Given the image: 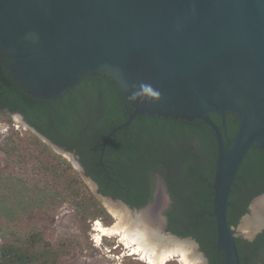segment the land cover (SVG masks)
I'll return each mask as SVG.
<instances>
[{"label":"water","instance_id":"95a60500","mask_svg":"<svg viewBox=\"0 0 264 264\" xmlns=\"http://www.w3.org/2000/svg\"><path fill=\"white\" fill-rule=\"evenodd\" d=\"M0 56L14 78L43 99L60 96L90 74L116 81L133 110L105 137L102 166L109 140L139 115L200 119L210 125L218 148L217 249L224 251L225 264H241L228 206L248 152L254 144L264 149V0H0ZM228 113L240 120L231 147L222 131ZM212 115L221 117L222 125ZM161 188L143 208L99 194L137 217L150 216L144 223H159L162 235L198 247L195 239L166 233V219L159 214ZM165 194L170 202L167 188ZM260 196L242 218L251 229L249 239L264 229Z\"/></svg>","mask_w":264,"mask_h":264},{"label":"trees","instance_id":"16d2710c","mask_svg":"<svg viewBox=\"0 0 264 264\" xmlns=\"http://www.w3.org/2000/svg\"><path fill=\"white\" fill-rule=\"evenodd\" d=\"M132 110L116 81L103 73L84 77L58 97H35L14 78L7 59L0 56V112L21 114L40 134L75 152L102 195L122 199L131 207L143 208L153 202L161 177L172 201L166 211L169 230L196 239L208 264H225L224 251L217 249L214 182L218 148L213 128L200 119L142 114L109 140L104 165H100L105 137L124 123ZM211 117L222 125L221 117ZM226 120L224 142L231 147L240 120L231 113ZM32 136V143L43 145L39 151L16 143L13 135L0 149L11 161L26 165V155L38 160L40 152L50 148L37 135ZM61 164H66L63 172L69 176V170H74L72 163L62 157L58 167ZM61 175L57 173L56 178ZM57 179L51 184L40 183L9 170L0 171V264H64L75 255L78 243L71 237L53 242L42 226L26 232L12 228L43 209L52 197L57 201L81 197V176L75 175L64 187ZM263 193L264 149L254 144L238 171L228 206V223L237 234L241 264H264V229L253 240L236 230L243 216L250 213L254 199Z\"/></svg>","mask_w":264,"mask_h":264},{"label":"rangeland","instance_id":"374dc122","mask_svg":"<svg viewBox=\"0 0 264 264\" xmlns=\"http://www.w3.org/2000/svg\"><path fill=\"white\" fill-rule=\"evenodd\" d=\"M7 116L11 119L3 120L1 118ZM33 134L48 144L50 148L40 152L38 160H31L26 155V165H23L21 162L11 161L0 149V171L9 170L19 176L28 178L30 181L40 183L48 182L51 184L59 178L61 181L59 185L61 187L66 186L78 174L83 178L82 194L77 201H57L55 197H52L49 199L51 200L49 201L50 203L43 209L36 210L25 221L12 228L26 232L35 226H42L47 237L53 242L64 237L73 238L78 243L76 253L73 257L66 259L64 264H130L132 262L148 264L140 260L138 255L127 256L131 252L129 251L130 247H126V244L117 235L112 237L105 235L102 236L100 241H97L96 236L100 233L96 229L98 221L104 226L109 227H113L120 222L119 216L110 209L109 203H106L121 204L117 201L105 199L99 194L93 181L84 175L85 173L79 165L76 166L75 162H80L79 156L75 152L64 153L55 148L47 138L34 131L21 114H10L7 111L0 112V146L4 145L5 139L9 135H13L16 138V143H24L25 146L33 147V150L39 151L43 145L40 144L38 146L32 143ZM62 157L70 161L74 167V170H69L71 172L69 176H67V172H63V169L67 167L66 164H61L62 166L58 167L62 161ZM44 162H48L47 166L43 165ZM57 173H62L61 177L57 176L56 178ZM159 186H162L161 189L164 191L161 202L163 205L169 203L165 194L166 185L161 177H159L157 189ZM260 197L264 198V195ZM130 212L132 213V218H136V212ZM158 227L159 223L157 222L150 226L146 225L149 232L150 230H157ZM164 227L166 229V226ZM237 228H240L239 234H242L245 238L250 237L251 229L249 226L242 225V219ZM255 237L250 240L255 239ZM194 254V256L199 257L200 264H207V262L203 261L202 255L205 257L206 255L200 246H194ZM179 255L174 256L166 264H185L180 259L181 255Z\"/></svg>","mask_w":264,"mask_h":264},{"label":"bare ground","instance_id":"6f19581e","mask_svg":"<svg viewBox=\"0 0 264 264\" xmlns=\"http://www.w3.org/2000/svg\"><path fill=\"white\" fill-rule=\"evenodd\" d=\"M75 163L78 166L77 161ZM106 204L119 216L120 222L109 227L98 221L96 229L100 233L96 236L97 241H100L105 235L108 237L117 235L126 244V247H130L131 255H138L140 260L148 264H166L179 254L181 261L185 264L200 263L199 257L194 256V246L189 242L173 240L157 230L147 231L144 219L150 216L142 214V216L132 218V213L125 206L111 202ZM164 236L166 237L163 238Z\"/></svg>","mask_w":264,"mask_h":264},{"label":"flooded vegetation","instance_id":"af4514ba","mask_svg":"<svg viewBox=\"0 0 264 264\" xmlns=\"http://www.w3.org/2000/svg\"><path fill=\"white\" fill-rule=\"evenodd\" d=\"M233 116L234 117H236V118H238L235 114H233ZM45 137V136H44ZM48 139V138H47ZM49 140V139H48ZM50 141V140H49ZM80 160V159H79ZM81 163V162H80ZM82 164V163H81ZM83 166V165H82ZM83 169H84V173H85V168H84V166H83ZM87 176V175H86ZM87 177H89V176H87ZM90 179H92L91 177H89ZM95 183H96V185H97V190H98V192H99V184L94 180V179H92ZM100 193V192H99ZM101 194V193H100ZM264 194V193H263ZM107 197H110V198H113V197H111V196H107ZM114 200H121V201H123L122 199H118V198H113ZM125 202V201H124ZM126 203V202H125ZM152 203V202H151ZM171 203H172V201H170L169 203H167V204H164L163 206H162V208L160 209V215L162 216V217H165V219H166V223H165V226H166V233H170V234H174L171 230H169V228H168V216H167V214H166V211L168 210V208L170 207V205H171ZM129 205V204H128ZM174 235H177V234H174ZM178 236V235H177ZM181 237V236H180ZM190 237V236H189ZM184 238H188V237H184ZM190 238H192V239H194L193 237H190ZM196 240V239H195ZM199 244V243H198ZM119 246V245H118ZM199 246H200V244H199ZM201 247V246H200ZM203 251V250H202ZM129 254V253H128ZM115 255V254H114ZM127 256H133V255H127ZM206 258H207V264H208V262H209V259H208V257L206 256Z\"/></svg>","mask_w":264,"mask_h":264}]
</instances>
